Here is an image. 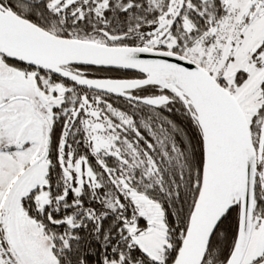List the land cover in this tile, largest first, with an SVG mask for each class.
<instances>
[{
    "label": "snow or ice",
    "instance_id": "6c2138e0",
    "mask_svg": "<svg viewBox=\"0 0 264 264\" xmlns=\"http://www.w3.org/2000/svg\"><path fill=\"white\" fill-rule=\"evenodd\" d=\"M0 264H264V0H0Z\"/></svg>",
    "mask_w": 264,
    "mask_h": 264
}]
</instances>
